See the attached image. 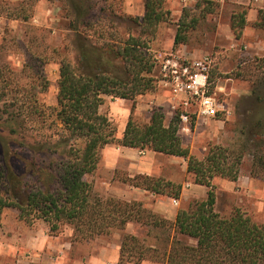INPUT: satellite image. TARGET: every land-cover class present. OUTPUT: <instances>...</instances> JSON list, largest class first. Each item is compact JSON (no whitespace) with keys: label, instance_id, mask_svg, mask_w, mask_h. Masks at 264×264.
Listing matches in <instances>:
<instances>
[{"label":"rangeland","instance_id":"1","mask_svg":"<svg viewBox=\"0 0 264 264\" xmlns=\"http://www.w3.org/2000/svg\"><path fill=\"white\" fill-rule=\"evenodd\" d=\"M145 1L92 0L96 17L92 20V28L86 32L92 38V43L102 44L128 39L130 35L138 36L139 27L125 17L143 18ZM202 1H166V9L171 12L169 22L161 24L154 38L145 39L148 42L145 51L154 62L151 75L157 88L162 75L161 62L155 58L160 54L181 52L192 58L204 55L216 57L210 72V93L218 98L226 111L211 120L200 121L191 136L186 133L179 135L192 155L200 160L214 146L228 149L231 153L230 163L239 169L238 179H241L242 186L233 196L220 194L216 210L226 217L240 210L254 222L264 224V161L260 160L264 156V30L253 23L250 35L236 39L231 29L232 15L246 8L232 7L227 2L229 0L225 3L215 2L218 5L217 12L208 16L190 33L188 44L175 47L173 37L183 10L195 9ZM205 6L202 4L198 10L201 11ZM23 10L26 14H32L28 21L22 20L25 15ZM70 20L71 16L66 14L59 0H0V88L1 92L6 93L2 109L7 112L4 113L5 117L13 114L18 121L15 126L17 133L14 135L12 129L4 123L5 119L0 120V166L7 156L17 174L26 176V182L30 184L35 180L28 174V162L38 156L42 165L46 159L43 153L37 154L20 145L21 142L34 145L49 140L64 141L58 153L47 154V158L58 160L61 156L57 154L74 144L70 131L56 118L61 64L68 62L74 66L77 61L76 35L69 29ZM4 85L6 88L2 87ZM104 97L107 98L104 103H109L110 96ZM134 100H126L121 106L132 107L136 104ZM103 107L100 113L108 116L115 137L120 139L126 119L114 115L110 117L108 107ZM179 113L177 110L166 115L167 122L176 116L179 118ZM131 118L140 125L145 124L135 113ZM193 121L195 123L196 120L193 118ZM240 152H243L244 157L238 164L237 154ZM102 162L103 149L98 168ZM252 171H256L255 174ZM175 172L179 174L177 168ZM181 177L182 181H194L189 174ZM106 179L115 186L126 184V177L119 176L113 180L107 177L103 169H97L94 174L85 176V181L93 185L94 198L123 200L101 184ZM212 183L216 186L214 181ZM249 184L254 185H250L252 191L248 188ZM193 200L201 199L183 198L178 205H174V209L179 211ZM149 206L145 207L150 209ZM20 214L17 208H7L2 212L0 264H86L87 261L94 264L97 259H102L104 264H113L114 258L110 257V251L115 250L117 244L121 253L123 236L126 234L138 237L147 248L159 250L163 249L167 238L166 232L160 228L134 223L123 231L112 230L91 241H77L70 226H64L58 235H54L43 220L27 221ZM190 243L194 244V241ZM119 260L120 254L117 264ZM142 264L162 263L145 260Z\"/></svg>","mask_w":264,"mask_h":264},{"label":"trees","instance_id":"2","mask_svg":"<svg viewBox=\"0 0 264 264\" xmlns=\"http://www.w3.org/2000/svg\"><path fill=\"white\" fill-rule=\"evenodd\" d=\"M59 1L71 16L69 29L76 35L78 54L76 65L61 64L56 118L70 131L74 144L59 152L58 160L47 158V154L58 153L64 141L49 140L34 145L21 142L25 148L43 153L46 159L42 165L38 156L28 162V174L35 180L33 184L26 182V176L17 174L7 156L1 161L0 229L2 212L7 208H17L24 220H43L54 235L64 226H70L77 241H91L136 223L166 232L165 246L162 250L147 248L138 237L126 234L119 264H142L145 260L162 264H264V224L254 222L240 210L228 217L216 210L213 179L219 177L236 182L239 177V169L230 163L228 149L214 146L203 159L194 157L179 135L178 116L168 123L161 107L152 110L147 124L140 125L130 118L122 139L115 137L108 116L100 113L104 96L134 100L156 89L151 75L154 62L145 51L148 47L145 39L154 38L161 24L169 22L171 12L166 9L167 0H146L143 18L125 17L139 27L138 36L130 35L128 39L102 44L92 43L86 33L96 17L92 0ZM202 4L206 6L199 11ZM217 8L218 5L210 0H203L195 9L185 8L174 46L188 44L190 33L215 14ZM23 12L22 20L28 21L32 14ZM246 16V10L232 15L231 29L238 40L247 25ZM13 19L19 20L18 17ZM255 26L264 30V10L260 11ZM3 96L6 93L0 88V120L5 119L4 123L15 135L18 121L13 114L5 117ZM110 144L187 159L188 174L193 176L195 184L209 189L207 198L193 200L181 208L173 223L146 208L142 202L94 198L93 185L85 181V176L96 172L101 150ZM243 157V152L237 154L238 164ZM260 160L264 161V156ZM125 183L174 199L182 195V185L164 178L137 175L126 178Z\"/></svg>","mask_w":264,"mask_h":264},{"label":"crops","instance_id":"3","mask_svg":"<svg viewBox=\"0 0 264 264\" xmlns=\"http://www.w3.org/2000/svg\"><path fill=\"white\" fill-rule=\"evenodd\" d=\"M187 1V0H186ZM218 3H225L227 0H210ZM230 5L233 6H243L246 8L247 13V25L243 30V37H247L250 35V29L254 28L253 23L259 20V13L261 10H264V0H229ZM187 6V5H186ZM128 6L126 5V8ZM129 10V8H128ZM175 35L173 37V45H174ZM181 53V52H180ZM192 58V57H190ZM211 75V73H210ZM211 87V81H210ZM160 91H156V90ZM155 91L137 96L134 100L136 103L134 106L123 107L122 103L127 99H120L112 97H108L110 102L103 106L108 107V112L110 117H117L122 120L126 119V123H123V132L119 137L123 138L127 124L133 113L141 118V120L147 124L150 121L152 110L154 108H163L166 112V115H170V108L176 105L177 100L171 96L169 89L164 86V84L160 81L158 82V87ZM182 97V96H181ZM179 97V98H181ZM107 99L104 97V100ZM128 101V100H127ZM100 108V112L104 107ZM205 122L206 120L197 119L195 123L193 122L192 130L190 133H186L185 135L191 136L196 129V125L200 122ZM183 134L179 130V134ZM183 142V141H182ZM184 144V143H183ZM185 146V145H184ZM189 148V147H188ZM191 152V150H190ZM192 154V153H191ZM170 165V166H168ZM178 165V166H176ZM179 171V174L175 172ZM103 169L107 177H112V179L116 180L119 176L126 178H134L137 175H146L149 177L155 178H164L168 181L174 182L176 184L182 185V195L180 199H174L168 196H160L154 193L148 192L146 190L131 186L129 184H119V186H115V184L111 183L109 179H106L104 182H101L102 185L111 193L118 195L124 201H138L142 202L146 207L147 205L151 207L155 213L163 216L166 219L171 221H175L178 211L174 209V205H178L180 200L185 198L186 200L189 198H195L204 200L207 198L208 188L203 185L195 184L194 181L191 182L189 179H185L182 181V177L188 176V160L183 157L165 155L162 153H156L151 150H140L137 148L124 147L120 145H106L103 149V162L102 166L98 168V171ZM174 172V174H172ZM214 181V190L216 193V198L218 201L219 195L226 193L230 196L238 193L239 187L241 185V179L238 181H229L223 178L216 177L213 179ZM212 181V182H213ZM251 182V180H249ZM217 183V184H215ZM213 184V183H212ZM250 185L253 187V184H249L248 188L250 191ZM197 193H200L197 196ZM160 196V198H158ZM232 198V197H231ZM173 200H177V204H174ZM263 201V199H262ZM217 205V202H216ZM218 206L216 207V209ZM135 225L134 223H129L127 227ZM139 225V224H137ZM116 249L111 250V258H114V263L117 264L119 259V245H115ZM104 253H107L104 251ZM86 264H91V262L87 261ZM94 264H104L102 259L94 260Z\"/></svg>","mask_w":264,"mask_h":264},{"label":"built area","instance_id":"4","mask_svg":"<svg viewBox=\"0 0 264 264\" xmlns=\"http://www.w3.org/2000/svg\"><path fill=\"white\" fill-rule=\"evenodd\" d=\"M155 59L161 62L160 81L177 100L170 112L180 111L178 126L181 132H191L193 118L207 121L226 111L218 98L210 93V72L216 61L215 56L190 58L182 53L171 52L160 54ZM173 202L177 204V200Z\"/></svg>","mask_w":264,"mask_h":264}]
</instances>
